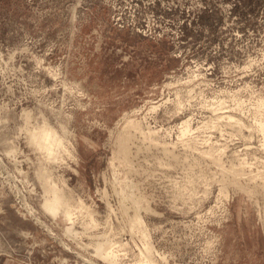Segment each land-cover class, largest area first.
<instances>
[{"label": "rangeland", "instance_id": "rangeland-1", "mask_svg": "<svg viewBox=\"0 0 264 264\" xmlns=\"http://www.w3.org/2000/svg\"><path fill=\"white\" fill-rule=\"evenodd\" d=\"M139 7L138 33L116 24L106 0H0V264H110L91 245L107 235L124 244L123 262L136 261L144 241L130 230L134 193L157 263L264 264V195L255 183L242 180L255 189L244 194L227 179L222 196L219 168L180 144L172 161L135 138L129 174L115 156L127 120L178 142L188 118L195 146H227L225 163L237 154L254 172L264 168L254 126L264 119V0ZM28 111L32 125L44 116L67 128L73 154L48 166L96 227L85 226L89 216L73 226L42 208V156L26 136ZM231 114L253 129L239 134L217 118ZM72 226L80 234H68Z\"/></svg>", "mask_w": 264, "mask_h": 264}, {"label": "bare ground", "instance_id": "bare-ground-1", "mask_svg": "<svg viewBox=\"0 0 264 264\" xmlns=\"http://www.w3.org/2000/svg\"><path fill=\"white\" fill-rule=\"evenodd\" d=\"M262 103L264 104V101H262ZM155 109H156V107H152V110H155ZM31 114L32 113H30L29 111L24 114V116L26 117L25 121H27V127H26V129L24 127V129L26 131V136H28L27 139L29 140L30 145L33 146L34 149L36 151H38L42 156V160L40 162L41 167L38 170V176H37L41 182V185H42V188H43L44 194H45V198H44L45 200H44V203L42 205V208L45 209L46 212L48 214H50L53 218L62 217L66 222H69L73 226L76 223L75 221H77L76 219L79 218L78 216H81L83 219L85 217L89 216V217H91L92 222L88 223V225H85V226L89 227L90 225H94V227H96L95 226L96 221H94L92 213L87 209L83 200L80 198L75 199L73 197V194L70 193L71 190L66 187L64 182L60 183L57 179H55L54 174L51 170V167L48 166L49 163L55 164V162H57L58 160H63L65 155L71 156L73 154V150L70 149L68 146V144H69L68 138H69L70 134H69L67 128L64 125H61V131L58 130L46 118H44V116H43V118L41 116V118H42L41 123H37V124L35 123L36 125L35 124L32 125L31 121H30L31 120L30 119ZM217 118L225 120L229 126H231L232 124L237 125L236 126L237 128H235V129H238L239 134H242L246 128L247 129L249 128V126L246 123H244L241 119H236L235 116L232 114L231 115H219ZM191 122L192 121L188 118H187V120L180 122L179 123L180 124L179 125L180 135H179V139L177 140L178 142H175V141L169 142L168 140L167 141L163 140L160 129L152 128L150 125L144 126V125H142L141 120L139 121L136 119H129V120H127L126 125L123 128L121 138L117 142L119 152L117 154H115V156L117 157L119 155V157L116 159H119L120 161L125 163V165L128 167V168H126L128 170L127 174H129V171H131L132 164H133V162L131 160V157L133 155V154L131 155V153L133 150H132V147H130L131 146L130 144L132 143L131 141L134 140L135 138H138V139L140 138V141L142 140V142H146V143L148 142L147 147H149V152H151L150 151L151 147H153L152 149L157 148L158 150H160L164 154V156H166V158L170 157V160L172 159V161L174 159L178 160L180 158L181 152L183 153V150H181L180 147L178 146V144H180V145H183L182 147H184V149L186 148V151H188V150L190 151L192 149V152L194 151V154H197L196 151L199 152L197 155L200 154L202 159L208 158L209 161H212L219 168L220 172L218 174L221 175V180L218 178L220 176H218V177L216 176V177L218 178L217 180L221 181V186L219 187L220 184H218V188H219V192L221 191L222 196L227 195V192H228V188L225 185V183L227 182V179H230L231 182H229V183L231 185H233L234 187H236V189H238L240 192H242L244 194H248V193L252 194L253 190H251V188H250V186L252 185L256 188V190H258V188H260L261 192L260 191H258V192H260V194L262 193L264 195V193L262 192V190L264 191V168L261 169V171L254 172V170H251V168L253 166L252 163H250L246 158H241L240 157L241 155H237L236 153H235L236 157H234L235 155H233L232 158L230 156L229 158H231V160L228 161L229 163L228 164H227V162L225 163L224 159H222V155H223L222 153H225L224 150L226 151L227 146L226 147H223V146L218 147L216 142H215L216 145H214V146H217V147H214L213 144L211 143V141H209V139L207 141L211 143V145H212L211 147L205 148V149H200L199 147L195 146L194 145L195 144V141H194L195 137H193L194 130L192 128ZM254 126L259 133L261 132V134L263 136L262 147L264 148V119L255 118V125ZM198 127H199V125H198ZM250 128L253 129L252 126H250ZM250 131H251V129H250ZM186 136L189 137L188 140L184 139ZM138 139H135V140H138ZM207 141H205V142L208 143ZM70 145H71V143H70ZM134 147H135V145H134ZM177 148L181 150V152H179V154H178ZM138 149L139 148H137V150ZM217 151H219L220 153H218ZM236 151H233V152H236ZM139 152L136 151V154H138ZM157 152L159 153V151H157ZM147 153L148 152H145V155ZM155 153H154V155L157 154V153L156 154ZM184 153H185V150H184ZM136 154H135V156H136ZM159 154H157V155H159ZM115 156H114V158H115ZM148 156H150V155H148ZM154 157L159 158V156H154ZM161 157H162V155H161ZM183 159H184V157L182 158L181 161H183ZM166 161H168V160L166 159ZM179 161H180V159H179ZM113 162H115V161H113ZM159 162L162 163L161 161H159ZM184 162L185 161H183V163ZM201 162H204V161H201ZM168 163H169V161H168ZM259 163H261V162H259ZM164 165H165V163H164ZM166 165H167V163H166ZM161 166H162V164H161ZM210 170H209V172H210ZM209 172H207V173H209ZM215 173L216 172H214V174ZM211 174H210V176H212ZM213 179H214V176H213ZM247 179L250 182L255 183V184L250 185L249 182H245L246 185L248 184V186H246L241 182L242 180H247ZM254 192H255V189H254ZM131 193H133V192H131ZM131 193H130V195H131ZM134 194H132L131 197L133 200L132 204L135 205L136 210H134V215L130 219V223H131L130 230H131V232L132 231L136 232L137 230H139V233L141 234L140 236H142V239L144 241V243H143L144 246H143L142 250L140 251V254H139L138 258L136 259V261L134 260L133 262L131 261V263H126L127 261L123 262L121 260L122 257L120 259V253L123 251L124 244L121 241H117L113 235H111V236L107 235L106 237L103 238V240L102 239L97 240V241L95 240L96 242H93V243L90 242V243L93 246V248L96 252V255L100 259H102L103 261H106L110 264H159V263H157V260H155L154 248L152 247V244L148 239V234H146V230L143 228V222L140 219L139 209L144 207L143 206V204H144L143 199L141 197L135 196ZM256 194H257V192H256ZM131 197L129 196L130 199H131ZM132 200H130V201H132ZM146 208H148V207H146ZM85 213H87L88 215H85ZM82 223L85 224V221H83ZM73 226L68 227L66 229L67 233L70 235H73V236L80 234L78 231H76L73 228Z\"/></svg>", "mask_w": 264, "mask_h": 264}, {"label": "built area", "instance_id": "built-area-1", "mask_svg": "<svg viewBox=\"0 0 264 264\" xmlns=\"http://www.w3.org/2000/svg\"><path fill=\"white\" fill-rule=\"evenodd\" d=\"M106 2L112 5L116 24H128L132 31H137L138 33L141 31V27L137 25V16L141 13L139 5L142 0H106ZM142 31L145 30L143 29Z\"/></svg>", "mask_w": 264, "mask_h": 264}]
</instances>
